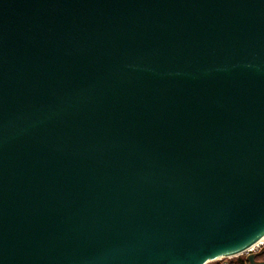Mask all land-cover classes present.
Returning <instances> with one entry per match:
<instances>
[{
  "label": "water",
  "instance_id": "water-1",
  "mask_svg": "<svg viewBox=\"0 0 264 264\" xmlns=\"http://www.w3.org/2000/svg\"><path fill=\"white\" fill-rule=\"evenodd\" d=\"M263 239L264 0H0V264Z\"/></svg>",
  "mask_w": 264,
  "mask_h": 264
},
{
  "label": "built area",
  "instance_id": "built-area-1",
  "mask_svg": "<svg viewBox=\"0 0 264 264\" xmlns=\"http://www.w3.org/2000/svg\"><path fill=\"white\" fill-rule=\"evenodd\" d=\"M261 242V243H260ZM258 244H256L254 247H252L248 252H246V253H248V255H250V254H253V253H259L260 251V248L262 247V246H264V241L262 240V241H260ZM244 255V254H243ZM247 255V256H248ZM239 257V256H238ZM236 258V257H235ZM229 259H232V258H224V259H220V260H218V261H216V262H213V263H210V264H216V263H219V264H229L228 263V260Z\"/></svg>",
  "mask_w": 264,
  "mask_h": 264
},
{
  "label": "trees",
  "instance_id": "trees-1",
  "mask_svg": "<svg viewBox=\"0 0 264 264\" xmlns=\"http://www.w3.org/2000/svg\"><path fill=\"white\" fill-rule=\"evenodd\" d=\"M258 259L263 260V257H260ZM228 263L229 264H249V262L247 261V257L245 255H241L239 257L229 259ZM216 264H219V263H216Z\"/></svg>",
  "mask_w": 264,
  "mask_h": 264
},
{
  "label": "rangeland",
  "instance_id": "rangeland-1",
  "mask_svg": "<svg viewBox=\"0 0 264 264\" xmlns=\"http://www.w3.org/2000/svg\"><path fill=\"white\" fill-rule=\"evenodd\" d=\"M263 250H264V246H262L259 251L261 252ZM244 255L247 257L248 253H245ZM263 259H264V257H263Z\"/></svg>",
  "mask_w": 264,
  "mask_h": 264
},
{
  "label": "bare ground",
  "instance_id": "bare-ground-1",
  "mask_svg": "<svg viewBox=\"0 0 264 264\" xmlns=\"http://www.w3.org/2000/svg\"><path fill=\"white\" fill-rule=\"evenodd\" d=\"M263 241H264V239H263ZM261 243V242H260Z\"/></svg>",
  "mask_w": 264,
  "mask_h": 264
},
{
  "label": "flooded vegetation",
  "instance_id": "flooded-vegetation-1",
  "mask_svg": "<svg viewBox=\"0 0 264 264\" xmlns=\"http://www.w3.org/2000/svg\"><path fill=\"white\" fill-rule=\"evenodd\" d=\"M259 261H261V260H259Z\"/></svg>",
  "mask_w": 264,
  "mask_h": 264
}]
</instances>
